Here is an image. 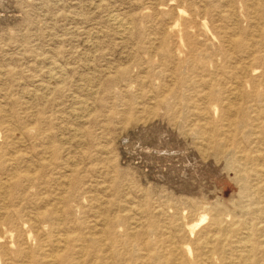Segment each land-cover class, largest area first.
<instances>
[{
    "label": "rangeland",
    "instance_id": "1",
    "mask_svg": "<svg viewBox=\"0 0 264 264\" xmlns=\"http://www.w3.org/2000/svg\"><path fill=\"white\" fill-rule=\"evenodd\" d=\"M262 145L264 0H0V264H264Z\"/></svg>",
    "mask_w": 264,
    "mask_h": 264
},
{
    "label": "bare ground",
    "instance_id": "2",
    "mask_svg": "<svg viewBox=\"0 0 264 264\" xmlns=\"http://www.w3.org/2000/svg\"><path fill=\"white\" fill-rule=\"evenodd\" d=\"M113 15V14H112ZM111 18V17H110ZM112 22L115 23V25L118 27L120 30H127L128 26V21H125L124 18L122 19L121 16L119 17L117 14L112 16ZM111 22V21H110ZM113 23V24H114ZM132 28V27H131ZM65 75V74H64ZM236 79V78H235ZM237 83V82H236ZM235 95V94H234ZM237 95V94H236ZM235 95V97H236ZM208 97V96H207ZM256 120V119H255ZM257 122V121H256ZM228 127V126H227ZM211 135V134H210ZM233 135V134H232ZM231 137V136H230ZM259 143V142H258ZM263 146V145H262ZM264 147V146H263ZM261 151V150H260ZM262 152V151H261ZM236 156V161H235V166L239 168L240 170H244L246 174V178H248L250 175H255L263 179L264 181V164L261 163V160L264 161V155H252V154H246L243 152H234ZM263 154V152H262ZM263 157V159H262ZM261 159V160H260ZM8 165V164H7ZM236 169V168H235ZM254 189V188H253ZM252 189V190H253ZM254 191V190H253ZM263 196V197H262ZM260 198H264V195H261ZM264 200V199H263ZM225 228V227H224ZM250 228V227H248ZM257 232V231H256ZM257 234V233H256ZM227 235V234H226ZM249 236H244L243 237V242H248L250 240V233H248ZM253 235V232L251 233V236ZM250 242V241H249ZM248 242V243H249ZM251 244V243H250ZM246 245V244H245ZM252 245V244H251ZM243 246V245H242ZM252 247V246H251ZM251 249V248H250ZM240 250V249H239ZM238 250V251H239ZM249 250V249H248ZM250 251V250H249ZM248 251V252H249ZM251 259V258H250Z\"/></svg>",
    "mask_w": 264,
    "mask_h": 264
}]
</instances>
